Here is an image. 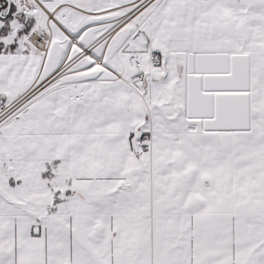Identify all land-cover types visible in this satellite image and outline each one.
Instances as JSON below:
<instances>
[{
    "label": "snow or ice",
    "instance_id": "obj_1",
    "mask_svg": "<svg viewBox=\"0 0 264 264\" xmlns=\"http://www.w3.org/2000/svg\"><path fill=\"white\" fill-rule=\"evenodd\" d=\"M0 264H264V0H0Z\"/></svg>",
    "mask_w": 264,
    "mask_h": 264
}]
</instances>
